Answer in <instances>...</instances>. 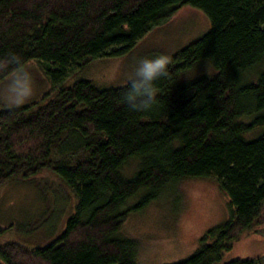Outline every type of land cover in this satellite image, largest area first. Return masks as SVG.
<instances>
[{"label": "trees", "instance_id": "obj_1", "mask_svg": "<svg viewBox=\"0 0 264 264\" xmlns=\"http://www.w3.org/2000/svg\"><path fill=\"white\" fill-rule=\"evenodd\" d=\"M185 5L210 25L171 57L151 110L123 103L129 81L79 75L130 52ZM33 61L51 86L39 101L0 109V187L49 170L77 201L46 245L0 241L4 264H140L125 222L187 179L213 178L230 216L171 264L220 263L263 224L264 0H0V82ZM201 65L211 73H195Z\"/></svg>", "mask_w": 264, "mask_h": 264}, {"label": "rangeland", "instance_id": "obj_2", "mask_svg": "<svg viewBox=\"0 0 264 264\" xmlns=\"http://www.w3.org/2000/svg\"><path fill=\"white\" fill-rule=\"evenodd\" d=\"M209 25L200 10L182 6L138 41L130 52L102 58L79 75L99 85L125 84L139 58L163 54L171 59L202 37ZM195 70V73L212 71L207 65ZM50 86L40 63L33 61L0 82V109L39 101ZM26 91L30 95L17 103V96ZM27 182L30 183L13 181L0 187V226L5 228L0 241H17L32 249L46 245L62 233L77 198L74 190L63 185L49 170ZM228 203L213 178L183 180L145 211L130 215L122 232L137 239L140 264H171L189 257L208 230L228 220ZM256 257L264 261V222L256 231L244 232L217 264Z\"/></svg>", "mask_w": 264, "mask_h": 264}, {"label": "clouds", "instance_id": "obj_3", "mask_svg": "<svg viewBox=\"0 0 264 264\" xmlns=\"http://www.w3.org/2000/svg\"><path fill=\"white\" fill-rule=\"evenodd\" d=\"M169 65L170 58L163 54L141 57L137 60L122 96V101L129 110L143 112L153 108L157 96L156 82L168 75ZM28 95L30 92L26 91L17 96L16 102H23Z\"/></svg>", "mask_w": 264, "mask_h": 264}, {"label": "water", "instance_id": "obj_4", "mask_svg": "<svg viewBox=\"0 0 264 264\" xmlns=\"http://www.w3.org/2000/svg\"><path fill=\"white\" fill-rule=\"evenodd\" d=\"M0 264H4L2 261H0Z\"/></svg>", "mask_w": 264, "mask_h": 264}]
</instances>
